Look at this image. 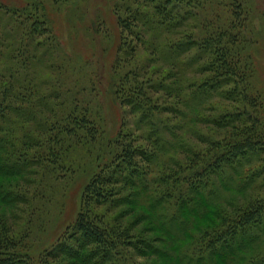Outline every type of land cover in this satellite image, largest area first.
I'll use <instances>...</instances> for the list:
<instances>
[{"label": "clouds", "instance_id": "9594fccd", "mask_svg": "<svg viewBox=\"0 0 264 264\" xmlns=\"http://www.w3.org/2000/svg\"><path fill=\"white\" fill-rule=\"evenodd\" d=\"M0 264H264V0H0Z\"/></svg>", "mask_w": 264, "mask_h": 264}]
</instances>
